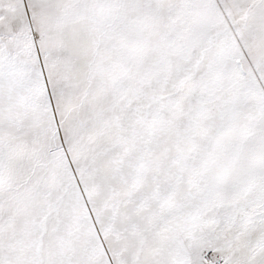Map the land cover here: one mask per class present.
Wrapping results in <instances>:
<instances>
[{
    "label": "snow or ice",
    "instance_id": "snow-or-ice-1",
    "mask_svg": "<svg viewBox=\"0 0 264 264\" xmlns=\"http://www.w3.org/2000/svg\"><path fill=\"white\" fill-rule=\"evenodd\" d=\"M0 264H264V0H0Z\"/></svg>",
    "mask_w": 264,
    "mask_h": 264
}]
</instances>
